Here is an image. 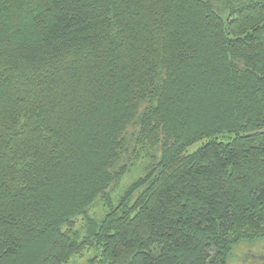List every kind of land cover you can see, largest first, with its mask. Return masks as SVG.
I'll return each mask as SVG.
<instances>
[{"label": "trees", "instance_id": "1", "mask_svg": "<svg viewBox=\"0 0 264 264\" xmlns=\"http://www.w3.org/2000/svg\"><path fill=\"white\" fill-rule=\"evenodd\" d=\"M135 126L146 173L89 217ZM254 240L264 0H0V264H226Z\"/></svg>", "mask_w": 264, "mask_h": 264}, {"label": "rangeland", "instance_id": "2", "mask_svg": "<svg viewBox=\"0 0 264 264\" xmlns=\"http://www.w3.org/2000/svg\"><path fill=\"white\" fill-rule=\"evenodd\" d=\"M137 128L129 127L125 133V142L123 144L126 152L123 154L122 166L126 164L128 166V172H126L117 184L108 187L104 198L99 199L94 207L88 212L89 217L95 219L101 218L106 211H110L111 208H115L118 204L123 191H125L131 184L135 183L138 179L143 177L146 173V167L148 165V159L146 158L145 151L139 152L137 157L132 156L135 137L137 135ZM201 146L198 143L192 146L188 151L192 152ZM149 154V153H148ZM161 151L159 148L155 149V162L159 160ZM84 220L78 218L76 221L75 229L79 232L80 237L85 236V231L82 227ZM96 258V261L94 260ZM96 251L84 250L72 256L66 264H103L98 259ZM226 264H264V240H254L251 242L240 243L233 248L230 253Z\"/></svg>", "mask_w": 264, "mask_h": 264}]
</instances>
